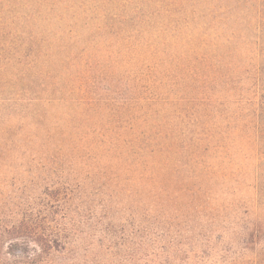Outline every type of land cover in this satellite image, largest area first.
I'll return each mask as SVG.
<instances>
[{"label": "rangeland", "instance_id": "obj_1", "mask_svg": "<svg viewBox=\"0 0 264 264\" xmlns=\"http://www.w3.org/2000/svg\"><path fill=\"white\" fill-rule=\"evenodd\" d=\"M210 3L0 0V223L33 213L42 228L46 222L63 227L71 238L36 260L37 247L6 233L0 246L10 255L0 264H143L138 177L98 148L94 131L110 113L161 123L173 116V105L189 93L180 78L182 65L191 63L190 42L207 24L191 7L202 12ZM205 27L207 51L220 47L215 29ZM40 84H47L46 93ZM81 84L91 101L77 99ZM240 86L223 91L216 106L229 121L225 143L241 149L230 194L231 247L224 255L230 264H264V154L242 136H230L242 111L224 103L242 94L249 113L246 103H257V95L247 77Z\"/></svg>", "mask_w": 264, "mask_h": 264}, {"label": "trees", "instance_id": "obj_2", "mask_svg": "<svg viewBox=\"0 0 264 264\" xmlns=\"http://www.w3.org/2000/svg\"><path fill=\"white\" fill-rule=\"evenodd\" d=\"M214 1L202 12L193 5L191 13L215 29L220 47L215 44L207 51L209 43L202 33L207 24L201 25L190 42L191 63L182 65L181 85L189 93L173 105V116L161 123L160 119L121 120L110 113L107 121L99 119L94 131L98 148L138 177L143 264L231 263L224 254L231 247L235 203L230 194L238 174L235 157L241 149L225 143L223 130L229 121L216 106L223 91L240 89L246 77L257 103H246L249 113H245L242 94L224 99L242 111L230 136H242L257 154H264V0H237L221 6ZM40 89L46 93L47 84H40ZM74 92L75 87L68 93ZM78 94L77 99L91 101L82 84ZM38 218L32 213L10 225L0 223V236L7 233L16 239L22 235L37 247L36 260L41 251L49 255L71 242L65 228L47 222L42 228ZM8 255L1 245L0 260L6 261Z\"/></svg>", "mask_w": 264, "mask_h": 264}]
</instances>
